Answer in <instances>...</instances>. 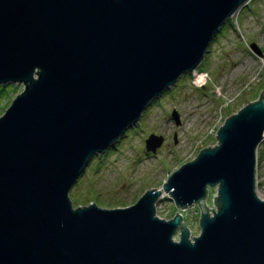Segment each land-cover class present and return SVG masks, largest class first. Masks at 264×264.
Here are the masks:
<instances>
[{
  "label": "water",
  "instance_id": "obj_1",
  "mask_svg": "<svg viewBox=\"0 0 264 264\" xmlns=\"http://www.w3.org/2000/svg\"><path fill=\"white\" fill-rule=\"evenodd\" d=\"M249 1L0 0V86L23 87L0 117V264H264V91L162 186L179 210L198 206V236L179 214L155 216L161 190L115 209L69 198L89 161L196 71ZM163 140L150 134L146 152ZM214 187L216 213L205 204Z\"/></svg>",
  "mask_w": 264,
  "mask_h": 264
},
{
  "label": "rangeland",
  "instance_id": "obj_2",
  "mask_svg": "<svg viewBox=\"0 0 264 264\" xmlns=\"http://www.w3.org/2000/svg\"><path fill=\"white\" fill-rule=\"evenodd\" d=\"M252 43L264 54V0H250L228 19L196 71L180 77L148 105L137 124L89 161L69 191L73 208L90 203L103 209L132 206L147 191H162L173 172L202 149L211 148L217 121L257 100L264 91V56L250 50ZM199 77L202 81L194 85ZM22 89L20 84L0 87V117ZM174 110L179 114L178 126L171 117ZM150 134L164 139L155 154L145 150ZM255 174L259 182L255 192L264 200V140L257 148ZM214 192L215 188L209 189V195ZM207 201L212 202L210 196ZM175 214L173 201L162 191L155 216L170 220ZM182 216L191 238L198 236L200 209L192 206Z\"/></svg>",
  "mask_w": 264,
  "mask_h": 264
},
{
  "label": "built area",
  "instance_id": "obj_3",
  "mask_svg": "<svg viewBox=\"0 0 264 264\" xmlns=\"http://www.w3.org/2000/svg\"><path fill=\"white\" fill-rule=\"evenodd\" d=\"M202 79V78H201ZM201 79H199V78H197L196 79V82L194 83V84H199L202 80ZM225 120H226V118H222V119H219L218 121H217V123L219 124V127H218V129H220V127L223 125V123L225 122ZM217 129V130H218ZM215 139H216V134H215ZM218 141H217V139H216V143L213 145V146H211L212 148L213 147H215V145L217 146L218 144ZM257 161V160H256ZM258 186H259V182H258V179H257V174H255V190H256V192H257V188H258ZM214 188H211L210 189V191H212ZM210 196V199H211V203H209L208 201H207V198ZM218 196V189H217V187H215V192L213 193V194H211L210 193V195H209V190H208V194H207V197H206V199H205V204H206V206L209 208V209H212L213 208V206H214V212L216 213L217 211H218V209H217V206L216 205H214V197H217ZM194 207V206H193ZM189 208H191V207H189ZM189 208H186V209H182V210H179L177 213L179 214V215H181L182 216V213H184V212H186ZM214 212H210V216L212 217L213 215H214Z\"/></svg>",
  "mask_w": 264,
  "mask_h": 264
},
{
  "label": "trees",
  "instance_id": "obj_4",
  "mask_svg": "<svg viewBox=\"0 0 264 264\" xmlns=\"http://www.w3.org/2000/svg\"><path fill=\"white\" fill-rule=\"evenodd\" d=\"M189 74V73H188ZM0 87H4L3 85H1ZM260 98V94L257 96V98L256 99H259ZM250 102H252V101H250ZM250 102H248V104L250 103Z\"/></svg>",
  "mask_w": 264,
  "mask_h": 264
},
{
  "label": "clouds",
  "instance_id": "obj_5",
  "mask_svg": "<svg viewBox=\"0 0 264 264\" xmlns=\"http://www.w3.org/2000/svg\"><path fill=\"white\" fill-rule=\"evenodd\" d=\"M257 160V159H256ZM207 194H208V190H207ZM207 197V196H206ZM174 217V216H173ZM170 219H172V218H170Z\"/></svg>",
  "mask_w": 264,
  "mask_h": 264
},
{
  "label": "bare ground",
  "instance_id": "obj_6",
  "mask_svg": "<svg viewBox=\"0 0 264 264\" xmlns=\"http://www.w3.org/2000/svg\"><path fill=\"white\" fill-rule=\"evenodd\" d=\"M246 4H247V3H246ZM241 8H242V7H241ZM241 8H240V9H241ZM240 9H239V10H240ZM199 79H201V77H199Z\"/></svg>",
  "mask_w": 264,
  "mask_h": 264
}]
</instances>
